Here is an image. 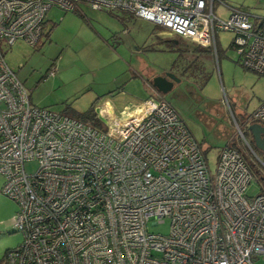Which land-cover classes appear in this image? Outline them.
Returning a JSON list of instances; mask_svg holds the SVG:
<instances>
[{"label":"built area","instance_id":"built-area-1","mask_svg":"<svg viewBox=\"0 0 264 264\" xmlns=\"http://www.w3.org/2000/svg\"><path fill=\"white\" fill-rule=\"evenodd\" d=\"M79 4L148 21L216 57L219 34L233 32L239 62L264 76V28L223 0H0V174L23 239L7 264L264 260V191L247 195L257 155L241 127L251 154L231 140L212 172L201 144L157 92L126 113L102 101V128L32 103L5 50L21 40L38 45L50 10ZM248 120L264 126V102ZM166 221L168 234L150 231Z\"/></svg>","mask_w":264,"mask_h":264},{"label":"rangeland","instance_id":"rangeland-1","mask_svg":"<svg viewBox=\"0 0 264 264\" xmlns=\"http://www.w3.org/2000/svg\"><path fill=\"white\" fill-rule=\"evenodd\" d=\"M223 1L246 11L253 21L264 17V0ZM79 8L65 12L53 7L38 45L32 47L21 40L5 50L6 62L29 91L33 104L55 113L85 112L92 106L100 108L102 99L112 96L118 109L126 113L141 101L158 98L147 81L171 73L177 82L161 98L187 123L211 171L216 170L218 157L231 140L251 154L238 127L245 135L252 124L248 118L264 102V76L239 62L236 49L230 48L233 32L219 34L216 57L132 15L125 18L120 11H94L85 4ZM54 67L57 73L48 76ZM245 139L251 145L250 134ZM256 155L250 160L255 179L248 187L249 197L264 188V156ZM3 185L0 174V264L23 240L15 229L18 205L3 193ZM169 229L168 221L150 226L154 233L168 234Z\"/></svg>","mask_w":264,"mask_h":264},{"label":"water","instance_id":"water-1","mask_svg":"<svg viewBox=\"0 0 264 264\" xmlns=\"http://www.w3.org/2000/svg\"><path fill=\"white\" fill-rule=\"evenodd\" d=\"M177 82L175 75L166 73L163 76H156L152 80V86L157 92L164 94L170 91L174 84ZM96 113H99V109L96 108ZM248 131L252 134L254 144L256 148L262 152L264 156V126L259 123H253L249 125Z\"/></svg>","mask_w":264,"mask_h":264},{"label":"trees","instance_id":"trees-1","mask_svg":"<svg viewBox=\"0 0 264 264\" xmlns=\"http://www.w3.org/2000/svg\"><path fill=\"white\" fill-rule=\"evenodd\" d=\"M124 14V13H123ZM125 15V14H124ZM126 17H129V15H125ZM260 19V20H259ZM257 21H256V24H257V26L259 27V26H261L262 28H264V17L261 19V18H259ZM156 27H158V26H156ZM41 41V40H40ZM197 46H199V45H197ZM201 47V46H200ZM204 48V47H203ZM230 48H233V45L231 44L230 45ZM204 49H206V50H209L210 52H211V50L210 49H208V48H204ZM212 53V52H211ZM217 57H219V49H218V51H217ZM51 70V69H50ZM49 70V71H50ZM49 73V72H48ZM48 75V74H47ZM65 114H67V115H69V116H71V117H74V118H77V119H79V120H81V121H85V122H88V123H90V124H92L93 126H95V127H99V128H102V126L104 125L103 124V122L101 121V119L99 118V116H98V114L96 113V109L94 108V106H92L89 110H87V111H85V112H77V111H75V110H67L66 112H65ZM250 134V132L249 131H246V133H245V136H246V134ZM251 147H252V149L255 151V152H260L261 154H262V152L261 151H259L257 148H256V146H255V144H254V141L253 140H251ZM251 168L253 169V171H254V167L251 165ZM254 173H255V171H254ZM264 179V178H263ZM262 191H264V188H262ZM3 264H7V256H6V260H5V262L3 263Z\"/></svg>","mask_w":264,"mask_h":264},{"label":"crops","instance_id":"crops-1","mask_svg":"<svg viewBox=\"0 0 264 264\" xmlns=\"http://www.w3.org/2000/svg\"><path fill=\"white\" fill-rule=\"evenodd\" d=\"M90 8V7H89ZM80 9V8H79ZM106 12V11H105ZM108 13H112V12H108ZM124 15V14H123ZM125 16V15H124ZM125 18H129V17H126L125 16ZM142 20V19H141ZM143 21H145V20H143ZM145 22H148V21H145ZM148 23H150V22H148ZM152 24V23H151ZM164 74H162V76H163ZM160 76V75H159ZM152 80L153 79H151V80H149V81H147V84H148V86L150 87V89L153 91V92H157V90L152 86ZM158 94H159V98H161V93H159V92H157ZM162 99V98H161ZM102 101L103 102H105V103H108V104H110L111 106L113 105L114 107L113 108H117V110H120V109H118V107H117V105H116V103H115V99L112 97V96H106L105 98H103L102 99ZM169 103V102H168ZM170 104V103H169ZM171 105V104H170ZM261 106V105H260ZM259 106V107H260ZM174 108V107H173ZM175 109V108H174ZM179 114V113H178ZM180 116V115H179ZM181 117V116H180ZM182 118V117H181ZM182 120L184 121V119L182 118ZM184 123L186 124V126L189 128V126L187 125V123L184 121ZM189 130L191 131V129L189 128ZM191 133L193 134V132L191 131ZM193 136H194V134H193ZM195 137V136H194Z\"/></svg>","mask_w":264,"mask_h":264},{"label":"flooded vegetation","instance_id":"flooded-vegetation-1","mask_svg":"<svg viewBox=\"0 0 264 264\" xmlns=\"http://www.w3.org/2000/svg\"><path fill=\"white\" fill-rule=\"evenodd\" d=\"M250 136H251V138H252V140H253V137H252V134L250 133Z\"/></svg>","mask_w":264,"mask_h":264}]
</instances>
